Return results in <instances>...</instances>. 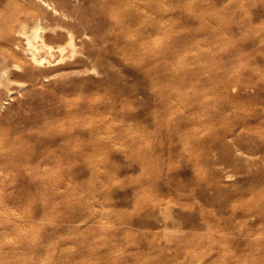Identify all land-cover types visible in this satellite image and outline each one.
Returning a JSON list of instances; mask_svg holds the SVG:
<instances>
[{"label":"rangeland","instance_id":"374dc122","mask_svg":"<svg viewBox=\"0 0 264 264\" xmlns=\"http://www.w3.org/2000/svg\"><path fill=\"white\" fill-rule=\"evenodd\" d=\"M0 264H264V0H0Z\"/></svg>","mask_w":264,"mask_h":264},{"label":"bare ground","instance_id":"6f19581e","mask_svg":"<svg viewBox=\"0 0 264 264\" xmlns=\"http://www.w3.org/2000/svg\"><path fill=\"white\" fill-rule=\"evenodd\" d=\"M34 38H38L40 35L38 33V29L34 32V34L32 35ZM40 38V37H39ZM34 40V39H33ZM29 45L32 44V40L30 39V37L28 38V42H27ZM63 50V49H62ZM11 55H14V52H10Z\"/></svg>","mask_w":264,"mask_h":264}]
</instances>
